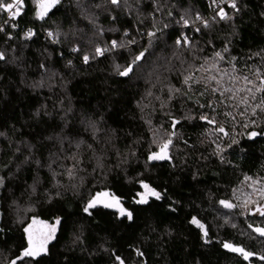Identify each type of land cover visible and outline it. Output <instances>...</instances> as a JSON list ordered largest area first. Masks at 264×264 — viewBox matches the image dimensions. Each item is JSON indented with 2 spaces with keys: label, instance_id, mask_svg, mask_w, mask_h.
Returning <instances> with one entry per match:
<instances>
[{
  "label": "trees",
  "instance_id": "16d2710c",
  "mask_svg": "<svg viewBox=\"0 0 264 264\" xmlns=\"http://www.w3.org/2000/svg\"><path fill=\"white\" fill-rule=\"evenodd\" d=\"M219 7L232 18L212 0H60L43 19L36 0L14 20L0 11V264H264L253 231L264 216L252 210L264 203V111L253 114L264 92L231 79H264V0ZM246 87L255 99L236 92ZM168 139L169 158L150 161ZM141 181L161 199L135 203ZM99 193L109 195L85 212ZM113 196L131 220L104 207ZM33 218L58 230L23 257Z\"/></svg>",
  "mask_w": 264,
  "mask_h": 264
},
{
  "label": "snow or ice",
  "instance_id": "6c2138e0",
  "mask_svg": "<svg viewBox=\"0 0 264 264\" xmlns=\"http://www.w3.org/2000/svg\"><path fill=\"white\" fill-rule=\"evenodd\" d=\"M23 2H24V0H12V2H6V0H0V11L7 12L9 14V20L17 19L19 17V15H21V8L23 6ZM36 2H37V5H38V7L40 9L37 12L36 15H37V17L39 19H43L44 16L47 14L48 10H50V8H52L56 4H58L60 2V0H36ZM110 2L113 5L119 6L120 3H121V0H110ZM212 3H213L214 6H216L219 9L218 12H217V15L219 16V18L221 20L231 19L232 17L230 15H228V13L225 12V10L223 8L219 7L220 3L227 4L228 7H230L231 9H234V10L238 11L237 0H212ZM197 19H202V18L197 17ZM5 23H7V21ZM184 23L187 24L188 22L185 21ZM207 26H208V24H207V22H205V27H207ZM13 27H15V25H13ZM3 30L4 29L2 27H0V31H3ZM198 30L199 29H197V31ZM32 35H33V32H32L31 29H29L28 33H26V37L30 38ZM48 35L51 36L52 33H49ZM149 35L150 36H154L155 33H149ZM181 43H182V41L179 40V39L176 41V44L178 46H180ZM184 43L185 44L190 43L188 41L187 37H184ZM112 46L116 47L117 46V42L116 41H112ZM224 51L227 52L228 49L225 48ZM103 52H104V50L100 49L99 47L96 48V54L97 55H103ZM143 55H144V53H141L140 55L136 56L135 59L132 61V64H130L128 67L124 68L122 71H119V74L121 76H127L132 71V65L137 63L143 57ZM215 56L218 57L220 60L224 59V57L222 56V54L220 52H216ZM0 59H4V54L3 53H0ZM83 59L87 63L88 60H89V57L86 55V56H84ZM213 67H215V64L213 65ZM117 68L119 69V66H117ZM196 70L197 71H201V70H205V69H204V66L201 65L200 68H198ZM218 71H223L224 75H228L227 70H219L218 69ZM233 71H235V68H233ZM192 79H193V77L191 75L185 76L184 77V84L188 85L189 81L192 80ZM208 79L210 81H216L217 87L213 88L212 91L213 92L220 91V89H221V80H218L216 76H210ZM231 79H233V80H235V79H243L246 84H252L253 87L256 88L257 92H264V79L260 80L259 86H256L253 83V81H251L248 78V76L231 77ZM175 91L179 92L180 89H176ZM242 91H247L248 93L252 94V98L255 99V95L252 93V88L251 87L236 89V92H242ZM224 92H233V89L232 88H224L223 91L221 92V95H223ZM233 95H235V92H233ZM239 102L247 104L248 103V97L247 96L243 97ZM202 107H203V105H202ZM256 108H260L262 111H264V98H262L260 103L257 104L253 108V114H255V109ZM201 119L208 120L209 124H214L215 123L214 118L213 119H208L207 117L202 116ZM175 123H179V121H174V124ZM218 130L220 132H224V128L223 127H220ZM173 135H174V133H173ZM251 135L255 136V135H257V133L253 132ZM233 142L235 143V141H233ZM171 143H172L171 139H168L165 143H163L160 146L159 152L152 153L149 156L148 159L150 161L151 160H165V159H168L169 156H168V151L167 150H168L169 145ZM72 175H73V172L70 169L69 170V176H72ZM246 179H250V178L246 177ZM0 183H2V180H0ZM140 183H141V187L143 189H145V191L142 192V193H137V195L140 198L135 200L134 201L135 203H137V204H146V203H148V197L149 196H154L158 200L161 199V194L159 192H157L155 189L151 188V186L149 184H147V183H145L143 181H141ZM108 195H109L108 193H99V194H97V197H94L91 201H89V203L85 207L84 211L85 212H89L90 208H94L97 205V203L99 202V197L108 196ZM220 203L222 205H224L225 207H227V208H232V207L235 206V205H233V204H231L230 202H227V201H221ZM104 207H106V208L116 207L118 209V211H119L121 216H125L126 215L129 220L132 219V213L128 212L126 209H124L123 207L120 206V200H119L118 197L113 196L112 197V203H105ZM257 211L259 212V214L261 216H264V208H258ZM89 214H91V213H89ZM191 222L193 224H196L198 227H200L202 229L204 228V225L200 224V222L195 217L192 219ZM34 223H35V221H34ZM56 224H59V220L56 221ZM48 227H49L48 233L46 235H43L42 239L36 244H34V242H33V237H32V234H31L29 228H25V232L29 233V235H28V247L24 249L23 257H35V256L40 255V253L42 251H46L45 245L47 244L48 240L51 239L54 236L55 231H56L55 226H48ZM249 227H252V225H249ZM253 231L258 233L260 236L264 237V227L257 226L255 228H253ZM204 234L207 235V232L205 231ZM224 247L229 249V250H231V251H233V252H238V253L242 254L245 259H248L250 256L254 255L253 253L246 252L243 248L235 247V246H233L231 244H228V243H225ZM18 259H20V258H18ZM260 259L264 260V256L260 257ZM11 264H16V261L13 260L11 262ZM121 264H123L122 261H121Z\"/></svg>",
  "mask_w": 264,
  "mask_h": 264
},
{
  "label": "rangeland",
  "instance_id": "374dc122",
  "mask_svg": "<svg viewBox=\"0 0 264 264\" xmlns=\"http://www.w3.org/2000/svg\"><path fill=\"white\" fill-rule=\"evenodd\" d=\"M258 208H264V203L254 206L252 209L253 213L259 214V212L257 211ZM34 221H35V223H34ZM48 226H55L56 231H55L54 236L51 239H49L47 244L45 245L46 251H47L49 243L54 239V237L57 233L58 224H56V222L50 223V222L43 221L39 218H33L32 221L27 226V228H29V230L32 234L34 244L38 243L42 239V236L46 235L48 233V231H49ZM28 235H29V233H27V236ZM46 251H42L40 254H42Z\"/></svg>",
  "mask_w": 264,
  "mask_h": 264
},
{
  "label": "water",
  "instance_id": "95a60500",
  "mask_svg": "<svg viewBox=\"0 0 264 264\" xmlns=\"http://www.w3.org/2000/svg\"><path fill=\"white\" fill-rule=\"evenodd\" d=\"M153 162H155V160H152Z\"/></svg>",
  "mask_w": 264,
  "mask_h": 264
}]
</instances>
